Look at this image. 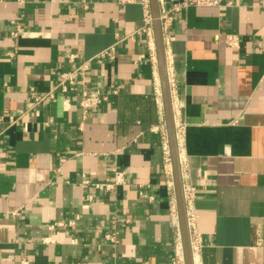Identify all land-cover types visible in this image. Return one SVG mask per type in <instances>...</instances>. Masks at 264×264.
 I'll return each mask as SVG.
<instances>
[{
    "label": "crops",
    "instance_id": "crops-1",
    "mask_svg": "<svg viewBox=\"0 0 264 264\" xmlns=\"http://www.w3.org/2000/svg\"><path fill=\"white\" fill-rule=\"evenodd\" d=\"M85 1L0 0V264H170L144 6ZM180 1L158 0L173 16L165 55L182 183L195 195L193 264H264V0L174 9ZM112 44L114 58H94ZM66 71V92L33 102ZM83 91L106 97L86 116ZM113 168L122 184L94 186Z\"/></svg>",
    "mask_w": 264,
    "mask_h": 264
},
{
    "label": "built area",
    "instance_id": "built-area-1",
    "mask_svg": "<svg viewBox=\"0 0 264 264\" xmlns=\"http://www.w3.org/2000/svg\"><path fill=\"white\" fill-rule=\"evenodd\" d=\"M116 1L120 4H128V3H133L136 0H116ZM139 3H141L144 6V13H143L144 25L142 26V31L145 32L147 36L149 55L152 60H155V45H154L152 17L149 7V0H140ZM233 3L234 0H181L180 2L174 5L175 7L174 9H177L180 6H188V5L226 7L232 5ZM82 5L83 7L87 6L85 0H82ZM159 18L161 23L162 35H163V43H164V47H166L171 39V37L168 34V30L172 23L173 16L168 10L163 9L159 12ZM16 26L19 27V24L17 23ZM14 34H16V32H14ZM225 44L230 47H238L239 44L238 35L234 33L225 34ZM8 53L11 54V52ZM114 55H115V47L114 44H112L101 50L98 54L94 56V58H96L97 60H101L107 57L114 58ZM84 68H85L84 64H82V66L79 67L80 70ZM72 83H73V72H67V71L60 72L59 79L57 82H55V85L43 94L34 95L33 102L37 103L45 98H53L57 92H66L68 90V86ZM156 92L159 96V106L162 109V101L160 98L161 94L159 87L156 89ZM105 99L106 97L102 94L99 93L92 94L83 91L81 94V98L79 100V106L82 109L84 116L94 111ZM13 121L15 122L16 119H13ZM174 126H175V136L177 141V133L180 130L181 125L179 126L177 125V128H176V124ZM151 130L154 132L159 131L161 136L162 149L164 155V172L168 177L167 183H168V187L170 188L169 209H170L171 217L173 218L176 226V235L174 238V251L170 259V264H185L181 234L179 229L178 215H177V204H176L174 184H173V169H172L167 133L164 128V124H160L159 126H156V128L151 127ZM124 179H125L124 172L118 170L117 168H113V178L110 181L94 183V186L103 190H111L115 186L122 184L124 182ZM83 182L87 183L89 182V179L83 178ZM183 196L186 206L187 224L188 227H190L193 226V222L196 217V213L192 206L193 204L192 202L195 196L194 188L191 185L183 186ZM67 223L71 224V221ZM54 225L63 226L65 225V222L57 221L54 224H52L51 227H53ZM107 238H109V240L111 241H114L115 239L113 234H108ZM44 240H48V238H45ZM199 246H200V238L199 235L195 233L193 238L192 239L190 238V247L192 254L198 250ZM19 264H31V262L29 261L28 257L25 255L20 258Z\"/></svg>",
    "mask_w": 264,
    "mask_h": 264
},
{
    "label": "water",
    "instance_id": "water-1",
    "mask_svg": "<svg viewBox=\"0 0 264 264\" xmlns=\"http://www.w3.org/2000/svg\"><path fill=\"white\" fill-rule=\"evenodd\" d=\"M149 6L152 17L155 48L157 52V66H158V74L161 84V96L163 101L165 126H166L169 151H170V157H171L172 169H173V183H174V191H175V197L177 203V214H178L179 229H180L181 241L183 247L184 262L185 264H193V257L190 247V234H189V228H188L187 216H186V206L183 196V183H182L181 168L179 162V153H178L177 141L175 136V126H174L175 124H174V117L171 106V96H170V88H169V81L167 75L165 47L163 43V35H162L160 18H159L160 8H159L158 0H149Z\"/></svg>",
    "mask_w": 264,
    "mask_h": 264
}]
</instances>
